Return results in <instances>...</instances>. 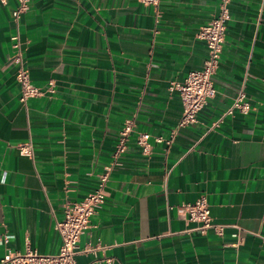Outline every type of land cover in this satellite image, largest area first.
Returning <instances> with one entry per match:
<instances>
[{"label":"crops","instance_id":"0c3cea01","mask_svg":"<svg viewBox=\"0 0 264 264\" xmlns=\"http://www.w3.org/2000/svg\"><path fill=\"white\" fill-rule=\"evenodd\" d=\"M219 4L160 0L157 21L139 0H31L19 23L17 0L0 4V264L8 247L59 252L66 202L96 188L126 119L135 132L78 263L264 264L263 0H232L216 93L198 121L168 154L156 144L146 156L136 143L138 131L169 136L178 125L183 104L170 85L202 68L209 48L198 31ZM17 35L32 82L55 83L25 104L11 62ZM242 93L251 109L228 113ZM30 141L33 156L20 154ZM201 196L223 235L178 213Z\"/></svg>","mask_w":264,"mask_h":264},{"label":"built area","instance_id":"2783aa9c","mask_svg":"<svg viewBox=\"0 0 264 264\" xmlns=\"http://www.w3.org/2000/svg\"><path fill=\"white\" fill-rule=\"evenodd\" d=\"M7 1L0 0V4H6ZM139 1L144 5H153L156 9L157 21H159L161 15L160 0ZM17 2L18 6L13 12V16L15 21L19 23L22 14L30 8L31 0H17ZM231 2L232 0H220L219 14L207 24L201 26L198 31V37L205 40L209 48L208 57L202 68L190 71L184 81H175L170 85V90L178 91L182 99L183 112L178 125L170 132L169 136L152 135L149 132L138 131L136 143L142 154L151 156L154 153L156 144L163 145L164 152L168 154L181 128L196 123L199 112L208 100L214 97L216 88L213 77L218 71L223 53L227 23L231 19ZM14 38L15 53L11 58V62L16 65V80L20 85L21 92L20 101L25 104L31 98L43 96L47 92H54L55 83L53 81H50L46 87L37 86L32 82L19 36L17 35ZM262 82L264 83V76ZM244 97L243 93L240 94L228 113H233L235 108L248 112L251 105L244 101ZM134 132L135 121L126 119L121 128L112 159L104 166V171L99 175L96 188L82 200H68L66 202L64 218L57 221L55 226L62 239L59 252L45 254L33 248H29L25 252H19L8 247L2 259V264H79L77 255L80 252L79 242L81 236L90 227L92 216L97 214L105 203L106 188L111 173L122 165V158L128 150V143ZM17 147L20 154L33 156L34 146L31 141L18 144ZM177 211L186 220L196 222L198 224L197 229L202 233L207 232L209 229H214L219 235L224 233L225 225L213 221L207 196H201L194 202L180 204L177 206ZM241 240L242 237L239 236L235 245L238 246ZM97 248L105 249L104 246H97ZM93 249L95 250V248H88L87 250Z\"/></svg>","mask_w":264,"mask_h":264}]
</instances>
